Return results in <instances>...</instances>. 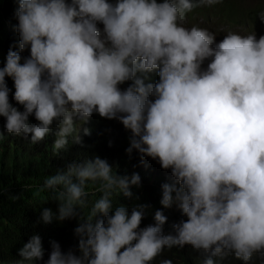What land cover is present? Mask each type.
<instances>
[{
	"label": "clouds",
	"instance_id": "1",
	"mask_svg": "<svg viewBox=\"0 0 264 264\" xmlns=\"http://www.w3.org/2000/svg\"><path fill=\"white\" fill-rule=\"evenodd\" d=\"M220 2L18 0L20 51L10 48L0 68L7 132L35 144L55 122L59 155L69 137L80 144L81 132L90 134L77 120L118 119L133 133L127 152L135 162L133 149L148 156L138 166L153 172L118 175L95 155L48 177L41 190L59 206L58 213L42 209L44 224L77 216L89 181L103 195L75 229L82 255L53 240L47 264H223L232 256L264 264V35L258 29L222 38L187 25L186 13ZM259 17L264 21V11ZM6 76L23 111L10 103ZM162 168L168 217L147 202L113 211L114 192L131 198L132 186L154 183ZM150 217L155 224H147ZM44 252L34 234L18 255L33 262Z\"/></svg>",
	"mask_w": 264,
	"mask_h": 264
},
{
	"label": "trees",
	"instance_id": "2",
	"mask_svg": "<svg viewBox=\"0 0 264 264\" xmlns=\"http://www.w3.org/2000/svg\"><path fill=\"white\" fill-rule=\"evenodd\" d=\"M110 2L115 3L116 0ZM18 7V0H0V68L5 66L10 48L20 51L16 16ZM262 11H264V0H258L256 3L250 0H221L215 5L194 8L186 13L185 19L189 22L188 26L213 29L216 35L222 38L225 35L219 32V27H215L217 22L233 28L244 29L254 26L255 30H261L259 32L261 36L264 35L262 29L264 21L259 17ZM98 25L103 26L101 23ZM21 55V63H23V58L30 56V48L24 50ZM5 79L10 89V103L23 111V106L18 105L13 98L15 91L13 79L7 76ZM149 82H151L149 78L145 80V83ZM29 121L33 125L38 123L34 115L29 117ZM5 123L6 118L0 116V264H47L52 251L50 242L53 240L60 244L63 252L72 251L77 256L82 255L79 249L80 237L75 229L84 222L95 201L103 195L97 191L99 182L87 183L85 189L89 193L87 203L83 209L77 207V216L62 222L54 219L51 224H44L40 220L43 208H51L54 213H58L59 206V201L51 199L53 194L48 190L42 191L41 186L48 177L65 173L72 162L80 163L99 155L112 165L118 175L131 176L136 173L141 179L146 174L153 175V172L142 170L138 166L145 162L148 156L133 149L137 153L135 162L132 153L127 152L131 146L133 133L118 119L92 118L86 123L77 120L76 127L89 128L90 134L84 135L81 132L83 142L80 144H73L69 137L68 146L61 150L59 155L53 150V142L57 139L55 133L58 129L55 122L52 131L44 140L35 144L32 143L30 135L25 137L23 134L8 133ZM142 168L148 169L149 166L143 163ZM158 177H155L157 180L152 184L150 181L153 177L145 182L141 180L139 187L132 186L131 198L114 192L111 197L113 211L120 205L128 207L131 211L132 207L147 202L145 205H149V209L154 214L157 210H162L168 217L171 209L164 208L160 203L162 182L168 180V176L163 174V168L158 173ZM144 219L146 218L142 220ZM147 224H155V220L150 217ZM34 234H39L42 238L44 257L33 262L24 261L18 255L19 249ZM194 257L196 258L195 255ZM223 264H245V262H240L232 256L223 259Z\"/></svg>",
	"mask_w": 264,
	"mask_h": 264
},
{
	"label": "rangeland",
	"instance_id": "3",
	"mask_svg": "<svg viewBox=\"0 0 264 264\" xmlns=\"http://www.w3.org/2000/svg\"><path fill=\"white\" fill-rule=\"evenodd\" d=\"M252 1H254L255 3L258 1V0H250V2H252ZM215 27H219V32L220 33H222L223 35H227V33L228 32H236V33H238V31H240V33L239 34H241L242 33V35H245L244 33L246 32V31H250V30H255L256 28L254 27V26H252L251 28H233V27H230V26H226V24H221V23H219V22H217L216 24H215ZM262 29H264V24L262 25ZM244 32V33H243ZM256 32H258V30L256 31ZM248 34V33H247ZM246 34V35H247Z\"/></svg>",
	"mask_w": 264,
	"mask_h": 264
}]
</instances>
